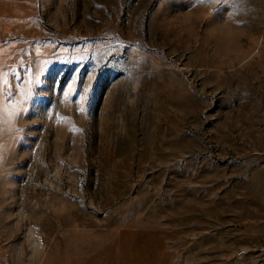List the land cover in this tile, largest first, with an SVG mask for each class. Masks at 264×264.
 Listing matches in <instances>:
<instances>
[{
	"label": "rangeland",
	"instance_id": "obj_1",
	"mask_svg": "<svg viewBox=\"0 0 264 264\" xmlns=\"http://www.w3.org/2000/svg\"><path fill=\"white\" fill-rule=\"evenodd\" d=\"M0 264H264V0H0Z\"/></svg>",
	"mask_w": 264,
	"mask_h": 264
}]
</instances>
